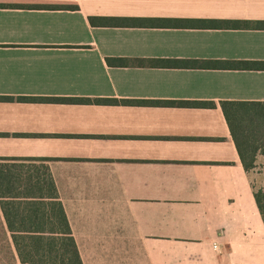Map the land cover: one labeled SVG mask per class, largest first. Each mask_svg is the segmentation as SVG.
<instances>
[{
	"label": "crops",
	"instance_id": "1",
	"mask_svg": "<svg viewBox=\"0 0 264 264\" xmlns=\"http://www.w3.org/2000/svg\"><path fill=\"white\" fill-rule=\"evenodd\" d=\"M225 100L264 101V0H0V245L40 201L83 264H264Z\"/></svg>",
	"mask_w": 264,
	"mask_h": 264
},
{
	"label": "trees",
	"instance_id": "2",
	"mask_svg": "<svg viewBox=\"0 0 264 264\" xmlns=\"http://www.w3.org/2000/svg\"><path fill=\"white\" fill-rule=\"evenodd\" d=\"M42 7L73 8L76 5H43ZM111 23L114 19L89 17L92 24ZM239 66L261 67L259 62H238ZM229 131L245 170L256 167L257 155L264 157V101H221ZM10 163L0 162V195L11 193L13 177ZM264 164V161H263ZM255 201L264 222V187L254 191ZM40 201L29 204L28 212L6 210L2 202L7 227L20 264H83L62 207ZM48 206V205H47Z\"/></svg>",
	"mask_w": 264,
	"mask_h": 264
},
{
	"label": "rangeland",
	"instance_id": "3",
	"mask_svg": "<svg viewBox=\"0 0 264 264\" xmlns=\"http://www.w3.org/2000/svg\"><path fill=\"white\" fill-rule=\"evenodd\" d=\"M259 158L262 159V163L258 166L257 170L258 172L262 173V176L264 179V164H263L264 157L262 155H259ZM259 187H264V180L263 182H259V180L257 181L255 189ZM121 257H124V256L121 255ZM0 264H20L12 246L0 245ZM87 264H90L89 260H87ZM110 264H127V262L121 261L120 259H118V260H115L114 262L111 261Z\"/></svg>",
	"mask_w": 264,
	"mask_h": 264
}]
</instances>
